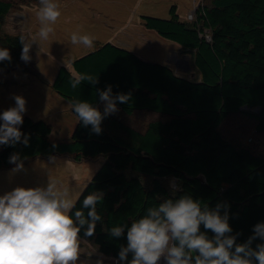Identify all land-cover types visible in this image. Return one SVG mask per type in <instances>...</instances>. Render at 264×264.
<instances>
[{
	"label": "trees",
	"instance_id": "trees-1",
	"mask_svg": "<svg viewBox=\"0 0 264 264\" xmlns=\"http://www.w3.org/2000/svg\"><path fill=\"white\" fill-rule=\"evenodd\" d=\"M14 7L13 0H0V49H8L11 56V61L0 62V69L23 62L25 36L2 32ZM170 13V18H141L146 28L195 51L200 81L107 42L73 60L71 69L62 66L53 84L71 104L86 101L101 113L98 90L111 85L113 95L131 97L127 103L117 102L124 113L147 109L168 119L153 121L146 131H139L111 114L102 120L99 135L78 119L68 140H52L50 123L26 116L20 131L29 137L28 146L19 142L2 145L0 150V169L14 166L9 163L13 154H19L23 162L57 154L76 161L105 156L72 214L82 208L86 195H101L97 212L102 220L94 235L85 236L81 229L80 237L93 242L116 264H126L118 262V254L121 246H127L131 223L167 199L190 195L209 208L217 203L229 205L231 234H240L237 243L247 241L254 225L264 222V154L226 138L220 129L230 115L247 107L248 115L256 119V133H264V0H212L193 22L181 19L177 5L171 6ZM80 75L92 76L98 83L85 80L73 89L69 81ZM167 179L177 181V190ZM84 212L87 217L88 209ZM119 225H126L124 234L111 236L110 229ZM200 228L205 231L203 225ZM207 235L211 238L213 233L208 230ZM258 243L253 241L252 247Z\"/></svg>",
	"mask_w": 264,
	"mask_h": 264
},
{
	"label": "clouds",
	"instance_id": "clouds-1",
	"mask_svg": "<svg viewBox=\"0 0 264 264\" xmlns=\"http://www.w3.org/2000/svg\"><path fill=\"white\" fill-rule=\"evenodd\" d=\"M61 11L56 0H40L37 17L40 28L37 36L47 40ZM73 44L91 47L93 38L87 34L71 35ZM20 59L29 62L31 45L23 39ZM11 61L8 49H0V62ZM98 83L92 76L80 75L70 79L73 89L82 81ZM104 111L86 101L72 104L74 113L84 126L91 125L92 131L99 135L101 122L108 115L118 111L117 102L127 103L128 94L113 95L112 86L98 90ZM15 106L0 113V145L15 146L22 142L29 144V137L20 131L23 115L26 113V100L15 95ZM23 137V139H22ZM9 163L16 167L13 171L24 169L19 154H13ZM174 191L177 189H173ZM68 194L49 180L46 187L25 188L18 186L0 196V264H77L80 256V233L94 235L97 222L102 217L97 212L101 200L98 192L86 195L82 208H75L67 198ZM84 209H88L87 217ZM229 205L217 203L215 208L201 205L190 195L173 201L167 199L158 206L149 207L146 213L134 220L127 229V246H121L118 262L126 264H159L161 258L166 264H264V222L253 227V234L244 243H237L229 224ZM223 210V211H222ZM203 225L205 231H201ZM86 226V227H85ZM126 225L110 229L113 237H121ZM213 236L209 238L207 231ZM261 243L252 247L253 241ZM129 253L132 259L129 261ZM97 264H102L98 261Z\"/></svg>",
	"mask_w": 264,
	"mask_h": 264
},
{
	"label": "rangeland",
	"instance_id": "rangeland-1",
	"mask_svg": "<svg viewBox=\"0 0 264 264\" xmlns=\"http://www.w3.org/2000/svg\"><path fill=\"white\" fill-rule=\"evenodd\" d=\"M14 9L7 16L2 27L3 33L23 34L25 43L31 45L30 61L13 65L7 69H0V113L15 106V95H20L26 100V113L34 120L49 118L48 123L53 125L52 140H68L76 125L77 117L69 112L60 116L58 111H68L69 103L53 89L54 77L61 66H71L74 59L100 47L109 40L127 44L137 48L140 42L150 46L158 39L167 40L156 31L147 30L141 18L142 13L152 16L169 18L171 5L177 4L181 19L193 22L197 19L199 10L211 4L212 0H94L73 3V0H56L61 16L52 25L53 32L47 40L38 38L37 33L40 23L37 17L40 0H13ZM79 1V0H74ZM79 7V14L72 16V10ZM68 6V7H67ZM74 6V7H73ZM77 9V8H76ZM143 11V12H142ZM152 31V32H151ZM87 34L93 38L91 47L83 44H73L71 35ZM157 35V36H156ZM164 48L175 52L177 58L188 57L194 66L195 51L185 50L178 44H171ZM160 44L155 43L152 52L159 50ZM150 54V53H149ZM196 78V77H195ZM66 104V105H65ZM117 115H121L117 111ZM3 121L0 120V124ZM256 120L248 115L246 109L230 115L222 124V133L228 139L257 148L264 154V133L254 132ZM253 138V141L249 139ZM2 145H0V150ZM106 160L105 156L85 158L76 161L70 155H54L51 157L37 156L25 162L22 171L15 172L16 167L0 169V196L21 186L25 188L46 187L49 180L55 181L62 191L67 192L73 204L77 201L85 186L93 178L96 171ZM147 182L148 178H144ZM166 183L177 189V181L167 179ZM14 186V187H13ZM81 238L80 256L77 264H116L112 257L100 253L93 242ZM159 264H166L163 258Z\"/></svg>",
	"mask_w": 264,
	"mask_h": 264
},
{
	"label": "crops",
	"instance_id": "crops-1",
	"mask_svg": "<svg viewBox=\"0 0 264 264\" xmlns=\"http://www.w3.org/2000/svg\"><path fill=\"white\" fill-rule=\"evenodd\" d=\"M87 1H94V0H87ZM138 1V0H137ZM185 1V0H184ZM77 2H84L83 0H79V1H74L73 0V3H77ZM138 2H143V1H138ZM173 5H177V4H173ZM76 6V4L74 5ZM73 6V7H74ZM172 6V5H171ZM68 7V6H67ZM77 8V9H76ZM79 12V7L76 6L73 10H72V16H74L75 14H77V16L79 17L80 14L78 13ZM143 12V11H142ZM146 12H143L142 15H149V14H145ZM179 13V11H178ZM180 15V13H179ZM171 16V15H170ZM159 17V16H158ZM181 17V15H180ZM163 18V17H162ZM170 18V17H169ZM143 20V19H142ZM144 22V21H143ZM145 26V25H144ZM146 28V27H145ZM147 30H151V29H148L146 28ZM155 31V30H153ZM152 32V31H151ZM157 36V35H156ZM159 40L158 39H155V41H151L149 40L150 42V46H147L148 44L146 42H140L138 47L137 48H132L130 46H128L127 44H122V43H117V42H113L112 40H109L107 42H110V43H113L121 48H125V49H129L131 51H134L137 55H139L141 58L143 59H146V60H150V61H153V62H158V63H161V64H165V65H169L172 69L175 70L176 73L180 74L181 76H184L186 77V74L182 71H178L176 69V66L175 64L173 63L174 60H178L179 58H177L176 56V53L175 52H170L168 51L167 49L164 48L165 45H168L169 47H171V49H174V47L171 45V44H177L173 41H166V40H162L159 36H158ZM164 38V37H163ZM167 39V38H166ZM168 40V39H167ZM106 42V43H107ZM155 43H159L160 44V49L157 50V51H154V53L152 52V48L155 47ZM105 44V43H104ZM103 45V44H102ZM180 46V45H179ZM181 47V46H180ZM182 48V47H181ZM95 50V49H94ZM93 51V50H92ZM91 52V51H90ZM89 53V52H88ZM150 53V54H149ZM87 54V53H86ZM85 55V54H84ZM83 56V55H82ZM80 56V57H82ZM186 56H181V58H185ZM79 58V57H78ZM77 59V58H76ZM75 60V59H74ZM73 62V61H72ZM181 65L184 66V62H181ZM62 66H66L68 68H72V63H71V66H67L65 64H61V66L59 67V69L62 67ZM58 69V71H59ZM57 71V73H58ZM193 71L195 72V77H190V79H195L197 81H200L201 78H202V75H201V72L197 69H193ZM57 73L54 77V80L57 76ZM54 80H53V83H52V87H53V84H54ZM54 89V88H53ZM55 90V89H54ZM56 91V90H55ZM57 92V91H56ZM58 93V92H57ZM60 94L58 93V96ZM61 96V95H60ZM64 98V97H63ZM67 100V99H66ZM68 101V100H67ZM69 102V101H68ZM66 104H69V108H68V111L62 109L60 111H58L59 113L57 114L58 117L57 120L61 122V119L59 115L61 116H65L66 113H71L74 116L77 117V115L74 113L73 109H72V104L71 102L69 103H66ZM65 104V105H66ZM100 105L104 108V104L101 102ZM117 108H118V112H120L121 115H117V112L115 113L116 116L120 117L124 122H126L127 124H129L130 126H132L133 128L139 130V131H146L148 128H149V125L151 122L153 121H156V120H166L168 119V116L165 115V114H161L159 112H156V111H152V110H147V109H139V110H136L134 111L132 114H127V113H124L122 108L119 107L117 105ZM244 109H247V108H244L242 109V111ZM254 111H259V108L255 109ZM48 117V116H47ZM42 118L44 119L45 121L47 122H51L49 121V118ZM38 120V119H37ZM256 120V119H255ZM77 123H78V117H77ZM51 125H53L52 123H50ZM222 128V125L220 126V129ZM53 128H52V133L53 134ZM222 131V130H221ZM254 132L256 133V123H255V127H254ZM257 134V133H256ZM14 187V186H13Z\"/></svg>",
	"mask_w": 264,
	"mask_h": 264
},
{
	"label": "water",
	"instance_id": "water-1",
	"mask_svg": "<svg viewBox=\"0 0 264 264\" xmlns=\"http://www.w3.org/2000/svg\"><path fill=\"white\" fill-rule=\"evenodd\" d=\"M188 56V55H186ZM181 62H184V66L181 65ZM176 66V69L178 71H182L186 74V77L187 78H190V77H195V72L193 71V66L192 64L190 63L188 57H185V58H180L178 60H174L173 62ZM244 108H247V107H244ZM117 261L115 260V263Z\"/></svg>",
	"mask_w": 264,
	"mask_h": 264
},
{
	"label": "built area",
	"instance_id": "built-area-1",
	"mask_svg": "<svg viewBox=\"0 0 264 264\" xmlns=\"http://www.w3.org/2000/svg\"><path fill=\"white\" fill-rule=\"evenodd\" d=\"M208 39H210V36H208ZM250 141L252 140V138L249 139Z\"/></svg>",
	"mask_w": 264,
	"mask_h": 264
}]
</instances>
